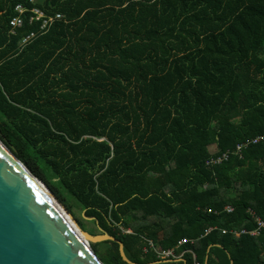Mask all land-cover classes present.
<instances>
[{"label":"trees","instance_id":"16d2710c","mask_svg":"<svg viewBox=\"0 0 264 264\" xmlns=\"http://www.w3.org/2000/svg\"><path fill=\"white\" fill-rule=\"evenodd\" d=\"M0 139L134 263L264 264V0H0Z\"/></svg>","mask_w":264,"mask_h":264},{"label":"water","instance_id":"95a60500","mask_svg":"<svg viewBox=\"0 0 264 264\" xmlns=\"http://www.w3.org/2000/svg\"><path fill=\"white\" fill-rule=\"evenodd\" d=\"M98 230H83L0 139V264H103L90 244L105 240L118 243L126 263L137 264L126 257L121 241Z\"/></svg>","mask_w":264,"mask_h":264},{"label":"built area","instance_id":"2783aa9c","mask_svg":"<svg viewBox=\"0 0 264 264\" xmlns=\"http://www.w3.org/2000/svg\"><path fill=\"white\" fill-rule=\"evenodd\" d=\"M30 2H33L34 0H29ZM14 15L10 18L9 22H8V28H9V33L10 34H15L16 30L18 28H20L23 24V15L26 12H30V16L28 18V21L31 22L33 20H38L41 19V23H40V29L43 30L45 28H47L54 20L60 19L61 18V14L59 13H55L54 15H45L41 10H39L36 7H32V8H27L25 5L23 4H16L14 6ZM35 35L34 32L29 33L28 35L24 36L21 39V45H25L29 42V40ZM262 139V136H257L254 139L251 140V142H257L258 140ZM247 143H239L236 145L234 152L235 153H239L242 146H246ZM229 151H225L223 152L221 155H217V156H213L211 157L209 160L206 161V163L209 164H218L221 161L227 159L228 155H229ZM226 211H231L232 208L230 206H226L225 207ZM250 214L252 215L254 222H255V228L251 231H248L249 234L251 235H257L260 233V231H262L264 229V219L260 218L258 215H256L252 210H249ZM246 232V230L242 229L240 230V233ZM186 239H181L179 241V243L185 242ZM155 251L157 252L158 256H160L161 258H165V257H169L172 255V251L171 250H161L158 247L154 248Z\"/></svg>","mask_w":264,"mask_h":264},{"label":"rangeland","instance_id":"374dc122","mask_svg":"<svg viewBox=\"0 0 264 264\" xmlns=\"http://www.w3.org/2000/svg\"><path fill=\"white\" fill-rule=\"evenodd\" d=\"M209 149H210V151H214L215 148H214V146H210ZM70 203L72 204L71 212H72L73 217L75 218L76 221H80L81 217L83 216L82 209H80L74 202L70 201ZM82 223L85 226V231H87V232L91 231V234L99 233V230H96V226L93 222H91V220L84 219L82 221ZM97 243H99V242H97ZM97 243H94V244H97Z\"/></svg>","mask_w":264,"mask_h":264}]
</instances>
